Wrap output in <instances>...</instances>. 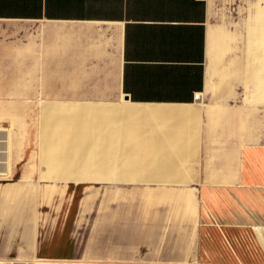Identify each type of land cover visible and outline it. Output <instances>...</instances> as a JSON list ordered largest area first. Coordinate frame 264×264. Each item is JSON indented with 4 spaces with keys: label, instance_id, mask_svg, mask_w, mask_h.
<instances>
[{
    "label": "crops",
    "instance_id": "0c3cea01",
    "mask_svg": "<svg viewBox=\"0 0 264 264\" xmlns=\"http://www.w3.org/2000/svg\"><path fill=\"white\" fill-rule=\"evenodd\" d=\"M239 18L220 0H0V104L36 105L25 153H61L0 181V264H264V59Z\"/></svg>",
    "mask_w": 264,
    "mask_h": 264
},
{
    "label": "rangeland",
    "instance_id": "374dc122",
    "mask_svg": "<svg viewBox=\"0 0 264 264\" xmlns=\"http://www.w3.org/2000/svg\"><path fill=\"white\" fill-rule=\"evenodd\" d=\"M223 2V5L228 6L230 10L237 13L240 17L241 21L243 22L242 25H239V28L241 30L242 39L244 36V32L247 33V48H248V55H249V61H255V59H261L263 54L264 59V44L262 47H256L255 45L250 48L248 47V44L251 40H249L250 34H251V26L255 24V26L261 31H264V0H220ZM256 21H258L256 23ZM245 22V23H244ZM253 43V41L251 42ZM37 116V110L36 105H16V104H0V148L7 149L6 153H4V161L0 162V181L1 182H9L16 180L19 176V173L22 172L23 167L25 165V162H33V160L36 163H40L45 171L47 173L48 171V165L49 161L44 156L50 153H53V155H60V152H54V151H27L24 152L23 148L25 145H31L33 136L31 134V130L33 129L32 125L35 122ZM77 127L76 130L78 131L79 123H76ZM76 131V132H77ZM87 139V140H86ZM81 140L83 142L91 143V140H94V136L88 135L87 138L81 139L80 136H73L72 141L80 143ZM20 143V149L18 151L19 154H22L24 156V159L26 161H20L18 163H14V155L16 154L14 152V148L16 145ZM93 151V152H92ZM79 151H74L73 153H76ZM85 152V151H84ZM89 152L95 153L94 150H89ZM62 154H64L62 152ZM102 155V153H101ZM106 155V153H104ZM20 157V156H19ZM56 157H62L56 156ZM94 157V156H93ZM1 158V154H0ZM6 159V161H5ZM95 162L94 161H87L83 165H76L72 168L74 171H80L83 170L84 172H89L94 174L95 173ZM30 175H34V173H29ZM28 188L31 185H25ZM39 186V185H36ZM44 186V185H43ZM43 186H39L42 188ZM61 185H53V187L57 188ZM44 187H48L45 185ZM80 196L79 190L77 191L75 200L73 202V209L76 208L78 198ZM16 199H9V207L10 204L12 205L15 203ZM25 208L29 207V201L27 199L23 200ZM91 218L87 220V227L91 226L94 228V210L91 212ZM41 264V262H39ZM66 264V263H61Z\"/></svg>",
    "mask_w": 264,
    "mask_h": 264
},
{
    "label": "built area",
    "instance_id": "2783aa9c",
    "mask_svg": "<svg viewBox=\"0 0 264 264\" xmlns=\"http://www.w3.org/2000/svg\"><path fill=\"white\" fill-rule=\"evenodd\" d=\"M199 96H200V95H199V94H197V95H196V98H198Z\"/></svg>",
    "mask_w": 264,
    "mask_h": 264
}]
</instances>
